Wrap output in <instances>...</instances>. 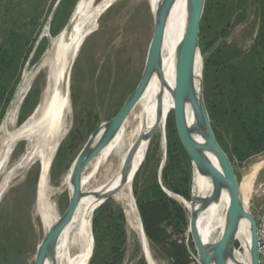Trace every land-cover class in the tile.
<instances>
[{
  "label": "rangeland",
  "instance_id": "1",
  "mask_svg": "<svg viewBox=\"0 0 264 264\" xmlns=\"http://www.w3.org/2000/svg\"><path fill=\"white\" fill-rule=\"evenodd\" d=\"M77 1L61 2L49 36L47 22L58 0H0V150L5 137L22 127L40 106L49 85L43 61L28 78L26 92L8 121L10 132L6 131L5 114L14 92L23 77L45 57ZM262 25L264 0H205L199 31L203 104L239 184L252 175L247 203L252 214L255 192L264 179V166L251 172L264 160V42L259 37ZM154 28L149 0H114L81 48L70 73L68 132L58 144L47 178L49 188L61 190L57 198L61 214H65L71 200L67 185L70 166L91 135L117 114L138 85ZM29 147L28 140L15 141L0 178L1 181L10 175L0 198V264H34L46 235L36 210L40 160L33 158L24 167L18 165ZM92 171L88 164L86 174ZM102 173L103 168L96 171L95 185L102 181ZM192 182V161L172 115L167 139L163 141L158 133L153 134L132 184L139 215L141 206L153 200L159 203L157 187L191 198ZM172 199V216L164 220L160 215L151 227L152 254L158 264H201L189 238L188 211L180 200ZM180 229L183 234L178 233ZM92 238L87 264H148L139 239L127 226L121 205L112 197L94 210Z\"/></svg>",
  "mask_w": 264,
  "mask_h": 264
},
{
  "label": "bare ground",
  "instance_id": "2",
  "mask_svg": "<svg viewBox=\"0 0 264 264\" xmlns=\"http://www.w3.org/2000/svg\"><path fill=\"white\" fill-rule=\"evenodd\" d=\"M113 1L102 0L99 3L97 0L77 1L69 21L53 39L51 48L43 58V67L48 71L49 85L40 106H37V111L22 127L7 136L5 135L3 147L0 150L2 152L3 148L6 149L0 178L13 151L14 139L19 138L18 140L30 142L28 152L23 156L21 162H18L20 167H24L33 158L40 160L36 210L41 218L45 234L65 219L68 210L65 214L59 212L57 198L61 190L49 188L47 178L58 144L68 132L69 124L66 119L71 114L70 73L87 37L97 30L99 17L111 3L113 4ZM164 1L149 0V9L155 18V28ZM190 18L191 0H173L165 14L155 67L119 127L84 165L77 204L58 230L50 251L44 257L43 264H87L93 247L92 216L94 210L106 197L114 198L121 205L127 226L131 233L139 239L147 263L158 264L152 254L150 240L144 233L139 212L132 198V184L145 159L147 144L153 134L158 133L165 141L172 115L175 116L176 122L179 57ZM202 76L203 56L198 40L194 61L196 95L202 94ZM25 92L26 89L22 97ZM183 119L187 135L202 146L203 154L221 171L217 154L213 147L207 144V125L197 117L190 98L184 100ZM105 125L106 122L99 127L90 149L100 140ZM191 161L193 186L190 200L167 191L172 197L180 200L188 211L189 238L193 244L194 236L190 218L192 197L195 198V207L198 210L196 215L197 230L202 242L205 245H210L219 242L225 235L228 225L227 209L230 192L227 184H223L219 189V194L215 196L216 186L211 174L199 167L192 158ZM75 163L76 160L70 166L67 177L71 198L74 192L72 173ZM88 164H91L93 171L86 174L85 168ZM263 166L264 160L257 163L254 171L251 172L256 173ZM99 168H103V175H101L103 179L95 185L98 180L96 171ZM9 176L7 175L0 181L1 198L7 189ZM249 176L242 184H239L242 206L248 212L250 210L247 203L252 184V175ZM207 199L209 200L207 205L200 208L203 201ZM251 263L252 230L250 222L242 218L226 249L225 264Z\"/></svg>",
  "mask_w": 264,
  "mask_h": 264
},
{
  "label": "water",
  "instance_id": "3",
  "mask_svg": "<svg viewBox=\"0 0 264 264\" xmlns=\"http://www.w3.org/2000/svg\"><path fill=\"white\" fill-rule=\"evenodd\" d=\"M63 0H58L55 7L53 8L51 14L49 15L48 22H47V30L48 35L50 36V24L51 21L60 6ZM173 0H165L162 4L160 12L158 14V20L156 22V28L151 40L150 49L148 53V59L146 62V66L142 77L136 86V88L131 92V94L126 99L125 103L121 107V109L117 112V114L106 122L104 126V132L101 136L100 140L97 144L90 149L95 135L98 133L99 129L96 130L84 146L83 150L79 153L76 159V163L74 166V171L72 173V181L74 183V192L65 216V219L51 229L44 239L42 240L41 246L39 247L38 254L34 264H43L44 257L46 253H48L51 249L53 240L58 233V230L62 226L65 220L71 215L73 209L75 208L77 201L80 196V182H81V174L84 165L90 160V158L102 147L106 141L113 135L115 130L119 127L120 123L124 119L125 115L127 114L130 106L132 105L136 96L140 93L143 89L144 85L148 81L157 60V56L159 54L160 49V42H161V33L163 29V22L165 18V14L167 13L168 9L170 8ZM204 4L205 0H191V18L188 25V29L183 41L180 57H179V66H178V86H177V93H176V124L178 128V132L180 138L189 153L190 157L196 162V164L201 167L202 169L208 171L214 179L216 190L215 196L218 195L219 189L221 185L227 184L230 192V202L227 209V217H228V225L223 238L217 242L210 245H205L197 230L196 224V215L198 210L196 209L195 198L192 197V208H191V218L190 224L191 229L193 231L194 236V244L197 248V252L199 255V259L201 264H225V256H226V249L230 240L239 224V221L244 218L250 222L251 230H252V263L251 264H261L260 260V252H259V245H258V234H257V222L255 217L252 213L246 211L242 206V202L240 199V190H239V182L237 180L233 164L226 153V151L222 148V146L217 141L212 126L210 124V120L208 117L207 110L203 104L202 94L196 95V88L194 85V61H195V54L197 50V43L199 40V31H200V22L202 18V14L204 11ZM48 51V50H47ZM47 53V52H46ZM44 56L34 65V67L23 77L20 85L17 87L16 91L14 92L6 114L4 123L6 125V131L8 130V121L11 118L12 112L22 97L24 90L26 89L28 78L37 70L38 66L42 63ZM186 98H190L193 104L194 111L197 117L200 120L205 122L206 129H207V144L211 145L218 156V160L222 170H218L216 166L203 154L201 150V145L192 140L188 135L183 119V104ZM17 139H14L15 142ZM12 142V143H13ZM5 151L6 149L3 148V151L0 152V175L1 170L4 163L5 158ZM164 191L171 196L167 190ZM172 197V196H171ZM1 198V195H0ZM108 198V197H106ZM105 198V199H106ZM104 199V200H105ZM103 200V201H104ZM102 201V202H103ZM209 200H205L202 203L200 208H203L207 205ZM101 202V203H102ZM100 203V204H101ZM99 204V205H100ZM98 205V206H99ZM141 220V218H140ZM141 225L143 227V223L141 220ZM145 233V231H144Z\"/></svg>",
  "mask_w": 264,
  "mask_h": 264
},
{
  "label": "trees",
  "instance_id": "4",
  "mask_svg": "<svg viewBox=\"0 0 264 264\" xmlns=\"http://www.w3.org/2000/svg\"><path fill=\"white\" fill-rule=\"evenodd\" d=\"M260 41L264 42V25L260 28L259 31ZM158 195L160 197L159 203L156 201H150L146 206L140 207V215L143 223L144 231L148 239H154L151 233V227L154 225V222H158L156 219H160V215H164L161 219L169 220V217L172 216V212L169 209V205L174 202L171 196H169L165 191H162L157 187ZM188 200L190 198L186 197ZM167 205V208H165ZM179 234H183V230L180 229Z\"/></svg>",
  "mask_w": 264,
  "mask_h": 264
},
{
  "label": "built area",
  "instance_id": "5",
  "mask_svg": "<svg viewBox=\"0 0 264 264\" xmlns=\"http://www.w3.org/2000/svg\"><path fill=\"white\" fill-rule=\"evenodd\" d=\"M253 201L254 217L257 222L258 245L261 264H264V179L260 182L255 192Z\"/></svg>",
  "mask_w": 264,
  "mask_h": 264
}]
</instances>
